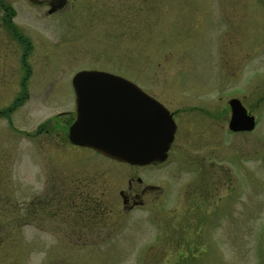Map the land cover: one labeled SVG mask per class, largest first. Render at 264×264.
Segmentation results:
<instances>
[{
	"label": "rangeland",
	"instance_id": "rangeland-1",
	"mask_svg": "<svg viewBox=\"0 0 264 264\" xmlns=\"http://www.w3.org/2000/svg\"><path fill=\"white\" fill-rule=\"evenodd\" d=\"M55 1L0 0V264H264V0ZM79 71L173 115L165 163L65 142ZM132 177L158 190L126 210Z\"/></svg>",
	"mask_w": 264,
	"mask_h": 264
},
{
	"label": "water",
	"instance_id": "water-1",
	"mask_svg": "<svg viewBox=\"0 0 264 264\" xmlns=\"http://www.w3.org/2000/svg\"><path fill=\"white\" fill-rule=\"evenodd\" d=\"M71 86L75 118L67 131L70 145L137 167L166 160L176 126L160 103L128 80L101 71L77 72ZM228 106L227 129L251 132L254 118L239 100H229Z\"/></svg>",
	"mask_w": 264,
	"mask_h": 264
},
{
	"label": "flooded vegetation",
	"instance_id": "flooded-vegetation-1",
	"mask_svg": "<svg viewBox=\"0 0 264 264\" xmlns=\"http://www.w3.org/2000/svg\"><path fill=\"white\" fill-rule=\"evenodd\" d=\"M49 4L50 6V10H49V13H51L52 11L55 10V8H57V5L55 4L56 1L55 0H41V2H46ZM247 113L249 115L252 116V113L247 110ZM173 117V115H172ZM74 116L72 117V120H71V123L70 125L72 124V122L74 121ZM256 124V123H255ZM256 126V125H255ZM243 134V133H242ZM175 136V135H174ZM174 141V140H173ZM65 142H67V139H65ZM173 144V142H172ZM172 144L170 145L169 147V150L167 152V158H166V161L168 160L169 158V154L171 153V148H172ZM109 160V159H107ZM110 161H113V160H110ZM165 161V162H166ZM117 164H120V165H126L130 168H134V169H142V168H146V167H154V166H158V165H161L159 163H153L149 166H146V167H136V166H130V165H127V164H122V163H119V162H116V161H113ZM164 162V163H165ZM163 164V163H162ZM136 183V184H135ZM127 184H128V192L127 193H122V192H119V196L121 197V200H122V206L126 209V210H130V209H135V208H141L144 206V202L142 201V198L143 196L145 195L146 192L150 191V190H158V187L156 186H153L151 184H143V181H141V179L139 178H130L128 181H127ZM133 184H135L137 187H140V191L139 193H134L133 194ZM132 194V195H131ZM20 226V225H19ZM264 254V252H263Z\"/></svg>",
	"mask_w": 264,
	"mask_h": 264
},
{
	"label": "trees",
	"instance_id": "trees-1",
	"mask_svg": "<svg viewBox=\"0 0 264 264\" xmlns=\"http://www.w3.org/2000/svg\"><path fill=\"white\" fill-rule=\"evenodd\" d=\"M7 12V11H5ZM12 16V13L9 14V11L7 12L6 14V17H11ZM13 30V29H12ZM14 106H16V103L14 102V104L9 108V110H7L8 112H11V110H13Z\"/></svg>",
	"mask_w": 264,
	"mask_h": 264
}]
</instances>
